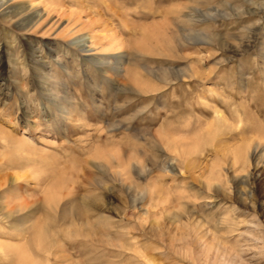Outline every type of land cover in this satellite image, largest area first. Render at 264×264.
<instances>
[{
    "label": "rangeland",
    "instance_id": "rangeland-1",
    "mask_svg": "<svg viewBox=\"0 0 264 264\" xmlns=\"http://www.w3.org/2000/svg\"><path fill=\"white\" fill-rule=\"evenodd\" d=\"M20 1L0 264H264V0Z\"/></svg>",
    "mask_w": 264,
    "mask_h": 264
},
{
    "label": "bare ground",
    "instance_id": "bare-ground-1",
    "mask_svg": "<svg viewBox=\"0 0 264 264\" xmlns=\"http://www.w3.org/2000/svg\"><path fill=\"white\" fill-rule=\"evenodd\" d=\"M26 2H23V1H18V0H0V4L1 6H3V11L2 14L5 15L6 17H9V16H12V14H14V16L16 15H22L24 13H29V11L31 12L32 11V14H29V24L27 25H35L36 22L39 20L38 18L41 16L39 12H37L36 10L34 11L35 9V5L34 4H31L30 6H26L28 5L25 4ZM30 4V3H29ZM48 4H45V6H47ZM49 7L47 6V9L50 10V9H57L55 6L57 5L55 1L53 0H50L49 2ZM29 8V11H26L27 9L26 8ZM34 11V12H33ZM11 12H14L11 14ZM4 16V17H5ZM77 16V15H76ZM5 17V18H6ZM79 17V16H78ZM19 22L21 21H24V18L23 19H20L18 20ZM94 24V23H93ZM90 38V36L88 35L87 38H84V39H81V40H78L80 41V43H82V49H85L86 47V50H91L92 47L90 45H86L85 43L88 42V39ZM120 41V40H119ZM117 41V43L119 42ZM74 43H75V40H74ZM116 44V43H115ZM80 202V201H79ZM82 202V201H81ZM86 202V201H85ZM87 205V203H85ZM84 207V206H83ZM82 209V208H81ZM77 211V210H76ZM84 212V211H82ZM8 216V215H7ZM90 225V224H89ZM90 233H87L85 235V237H88V238H93V237H90ZM98 238V237H97ZM100 243V241H99Z\"/></svg>",
    "mask_w": 264,
    "mask_h": 264
}]
</instances>
